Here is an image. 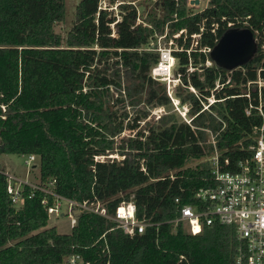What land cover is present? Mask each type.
<instances>
[{
	"label": "trees",
	"instance_id": "obj_1",
	"mask_svg": "<svg viewBox=\"0 0 264 264\" xmlns=\"http://www.w3.org/2000/svg\"><path fill=\"white\" fill-rule=\"evenodd\" d=\"M134 2L122 1L115 14L99 9L100 0H80L62 38L54 27L64 21V0H0V154L38 157L39 184L54 179L63 198L98 201L110 215L131 200L136 218L152 224L129 237L113 221L82 212L60 234L48 227L41 192L11 205L0 170V264H66L71 256L88 264H232L230 227L192 236L172 221L212 184L214 150L233 167L263 124L264 0H208L200 12L187 0H156L145 14ZM230 28L250 29L258 47L233 71L208 53ZM158 38L175 43L179 84L170 95L151 76ZM174 101L176 111L148 119Z\"/></svg>",
	"mask_w": 264,
	"mask_h": 264
},
{
	"label": "built area",
	"instance_id": "obj_2",
	"mask_svg": "<svg viewBox=\"0 0 264 264\" xmlns=\"http://www.w3.org/2000/svg\"><path fill=\"white\" fill-rule=\"evenodd\" d=\"M191 2L194 0H187L189 7L198 6L190 4ZM200 2L201 0H198V4ZM119 4L121 2L114 3V5L105 3L100 5L99 9L117 11ZM139 23L140 20L137 19L136 24ZM113 25H111L112 28ZM177 37L178 35L174 36V38ZM192 37L196 40L199 35ZM158 39L162 40V38ZM171 43L173 44L172 41ZM196 44V42L193 43L194 46ZM172 48L157 47L160 61L151 70V76L163 82L172 79L169 82L174 83L173 87L175 88L179 84V80L172 75L175 65V59L171 55ZM262 48L264 49V45ZM160 66L167 70L166 74L156 73ZM257 84L259 87H264V82L259 81ZM167 92L169 95L171 94L169 91ZM246 97L249 98V95ZM209 102H213L212 98L209 99ZM175 103L178 104L177 101H174V105ZM182 109L184 112L187 111L185 107ZM257 109L262 116L263 124L254 128V142L245 150L247 154L235 161L232 167L228 158L220 160L221 156L214 150L213 155L209 158L212 167V184L198 189L194 195L195 202L180 206L179 215L172 221L174 229L181 224L185 232L192 236L199 235L204 228H211L216 224L230 227L235 239L232 264H264V116L260 107ZM245 113L249 115V110H246ZM208 133L214 146L215 137L209 131ZM114 157L116 156H97L94 161L105 162ZM34 160L35 156L29 155L25 164L29 165ZM142 170L144 171L143 168ZM5 176L6 194L12 206L20 207L26 198L34 196V192H41L43 198L40 202L48 217L50 218L51 215H54L55 218L67 217L71 229L76 225L77 218L82 212L92 213L113 221L116 228L129 237L143 234L146 228L152 225L136 218L135 205L131 200L121 202L115 213L110 215L106 207L98 201L75 202L63 198L54 191V179L44 184H39V182L32 184L10 174H5ZM170 178L173 179L172 176ZM26 187L30 190L28 194L25 192ZM179 202V199L175 200L176 204ZM63 204L66 206L65 212L62 210ZM182 258L180 257V259ZM66 264L88 263H84L80 256H71L67 259Z\"/></svg>",
	"mask_w": 264,
	"mask_h": 264
},
{
	"label": "rangeland",
	"instance_id": "obj_3",
	"mask_svg": "<svg viewBox=\"0 0 264 264\" xmlns=\"http://www.w3.org/2000/svg\"><path fill=\"white\" fill-rule=\"evenodd\" d=\"M125 0H114V3L122 2ZM128 1V0H127ZM156 0H135L134 4L139 7V12L145 14V12H148L149 9L152 7L153 2ZM80 2V0H64V7H65V16L64 21L61 23H57L54 27L55 33L60 35L62 38H64L67 34V32L71 29L74 20H75V13H76V6ZM109 4L110 0H100V5L103 4ZM207 6V0H201V2L198 4V6L193 7L191 10L194 12H200ZM118 11V8H117ZM117 11H114L116 14ZM159 48H172L175 47V43L172 44L171 41L161 40L157 39ZM264 50V49H263ZM208 65V64H207ZM192 69L189 68L188 71L190 72ZM175 69L173 71V77L178 78L174 74ZM170 79L169 81H171ZM165 82L166 91H169L170 93L173 92L174 87L171 82ZM176 82V81H173ZM264 86V85H263ZM144 111L147 110L145 107L143 109ZM176 103L172 106H169L168 108H156L151 110L150 116L148 119L155 120L160 115L170 111H176ZM180 113H178V116L181 120L184 121V110L182 108H179ZM132 114V113H131ZM144 122H141V125H143ZM127 134H130L129 131H124L122 133V136H126ZM119 139V138H118ZM115 158V157H114ZM28 159V155H13V154H0V170H3L5 174H10L20 180L26 181L28 183L36 184L39 182V159L38 157H35V160L30 163L29 165L25 164V161ZM117 159H121L120 157H117ZM63 212L66 211V206L63 204L62 208ZM48 227H55L57 232L60 234H68L71 232V228L69 226V220L67 217H58L55 218L54 215H51L48 221Z\"/></svg>",
	"mask_w": 264,
	"mask_h": 264
},
{
	"label": "water",
	"instance_id": "obj_4",
	"mask_svg": "<svg viewBox=\"0 0 264 264\" xmlns=\"http://www.w3.org/2000/svg\"><path fill=\"white\" fill-rule=\"evenodd\" d=\"M190 4L198 5V0ZM258 50L253 32L248 28H230L208 52L218 68L233 71L249 63Z\"/></svg>",
	"mask_w": 264,
	"mask_h": 264
},
{
	"label": "bare ground",
	"instance_id": "obj_5",
	"mask_svg": "<svg viewBox=\"0 0 264 264\" xmlns=\"http://www.w3.org/2000/svg\"><path fill=\"white\" fill-rule=\"evenodd\" d=\"M167 70H165L164 67L160 66V68L156 71L159 75H164L166 74Z\"/></svg>",
	"mask_w": 264,
	"mask_h": 264
},
{
	"label": "clouds",
	"instance_id": "obj_6",
	"mask_svg": "<svg viewBox=\"0 0 264 264\" xmlns=\"http://www.w3.org/2000/svg\"><path fill=\"white\" fill-rule=\"evenodd\" d=\"M185 107V106H184ZM184 107H182V108H184ZM186 108V107H185Z\"/></svg>",
	"mask_w": 264,
	"mask_h": 264
}]
</instances>
